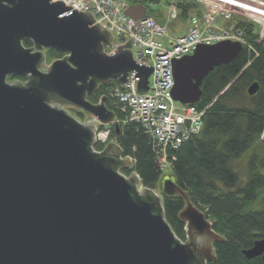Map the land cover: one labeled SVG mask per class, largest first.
I'll use <instances>...</instances> for the list:
<instances>
[{"label": "water", "instance_id": "water-1", "mask_svg": "<svg viewBox=\"0 0 264 264\" xmlns=\"http://www.w3.org/2000/svg\"><path fill=\"white\" fill-rule=\"evenodd\" d=\"M70 10L52 0H0V264L213 262V244L223 240L173 177H163L159 191L184 196L179 219L185 242L165 221L161 196L140 191L136 174L120 173L131 164L121 149L109 144L94 151V122L109 125L115 115L106 97L92 104L88 96L110 81L124 85L132 71L139 78L136 93L147 92L154 69L132 60L131 41L106 55L111 34L94 26L91 14ZM146 14L143 5L125 11L134 21ZM29 41L33 50L22 46ZM44 50L66 56L47 65ZM242 50L237 42L223 41L173 61V101L196 105L208 74ZM9 76L28 79L25 85H9ZM257 90L252 85L248 94ZM59 106L92 121L82 124ZM243 255L261 257L264 264V237Z\"/></svg>", "mask_w": 264, "mask_h": 264}, {"label": "trees", "instance_id": "trees-1", "mask_svg": "<svg viewBox=\"0 0 264 264\" xmlns=\"http://www.w3.org/2000/svg\"><path fill=\"white\" fill-rule=\"evenodd\" d=\"M168 1L135 0V4L145 6L150 2L159 7ZM178 6L179 17L188 20L193 15L201 16L203 11L195 5ZM147 16L163 21L162 14L149 7ZM228 24L244 31L254 51L244 47L237 58L214 68L203 80L196 104L200 111L207 108L203 129L176 152V161L168 175L223 240L213 244L215 259L208 264H263L261 257L246 259L243 251L264 237V157L254 150L264 144V41L257 43L259 28L256 24L237 21L234 17ZM64 55L49 50L47 60L52 62ZM116 85V81L99 85L87 100L97 104L106 97L107 109L119 119L121 116L106 93ZM252 85H257L258 90L251 96L248 89ZM74 112L77 120H88L81 111ZM117 127L97 126V130L108 129L109 136L105 143L96 142L94 151L102 152L109 144L117 145L123 158L132 160L130 167L120 173L125 177L136 174L143 188L160 193V182L167 175L156 167L149 138L137 124ZM250 150L252 154L244 160ZM242 161L243 167L238 170L237 164ZM184 196L161 195L164 219L182 242L186 241V233L179 214L186 207ZM257 204H261L260 210H254Z\"/></svg>", "mask_w": 264, "mask_h": 264}, {"label": "built area", "instance_id": "built-area-1", "mask_svg": "<svg viewBox=\"0 0 264 264\" xmlns=\"http://www.w3.org/2000/svg\"><path fill=\"white\" fill-rule=\"evenodd\" d=\"M192 1L194 4H191V0H169L163 21L157 22L154 17L147 15L138 21L126 17L125 11L135 0H52L53 3L61 2L66 7H71L69 13L75 10L77 13L91 14L95 20L93 25L99 24L111 34L112 41L104 45L106 55H114L119 47L131 41L132 60L137 65L154 69L148 79L147 92L136 93L139 78L133 71L128 73L124 85H116L106 90L114 110L121 117L104 126L110 128L114 125H139L150 140L159 172L171 169L176 161V152L201 133L207 110L200 111L196 105H181L173 101L170 94L174 86L173 61L191 56L198 46L214 45L223 41L237 42L243 48L254 51L242 29L233 24L220 26L217 23L221 18L230 21L236 16L234 14L237 11L232 6L223 8L219 5L220 0H211L212 4H207V0ZM179 4L195 5L203 11L201 16L193 15L188 20L186 34L170 39L168 27L179 17ZM146 5L151 8L155 6L150 2ZM246 21L254 23L253 19ZM256 22L254 24L259 28L257 43H262L264 35L260 32L261 26ZM166 39L168 45L165 43ZM94 124L95 142H107L109 130H97V126L101 125L97 122Z\"/></svg>", "mask_w": 264, "mask_h": 264}, {"label": "rangeland", "instance_id": "rangeland-1", "mask_svg": "<svg viewBox=\"0 0 264 264\" xmlns=\"http://www.w3.org/2000/svg\"><path fill=\"white\" fill-rule=\"evenodd\" d=\"M221 2H223V0H220ZM258 1H260V2H262V3H264V0H258ZM219 3V5H221L223 8H225V7H229V6H227V5H225L226 3ZM191 4H194V2L191 0ZM149 9L150 10H153L154 12H156V13H160V14H162V15H164L165 13H166V6H164V5H160L159 7H157V6H154L153 8H151V7H149ZM194 9V8H193ZM226 9V8H225ZM234 15H236V16H234V19L235 20H239V21H246V20H250V21H252V19L251 18H249L248 16H246L245 14H242V13H239V12H237V13H235ZM233 22V21H232ZM253 22L255 23L256 21L255 20H253ZM219 25H222V26H226L228 23H229V21H227V20H225L224 18H221V19H219L218 20V22H217ZM250 23H252V22H250ZM253 23V24H254ZM257 23V22H256ZM258 24V23H257ZM187 27H188V19H186V18H183V17H179V18H177V20L176 21H174L171 25H170V28H169V30H170V33L173 35V36H178V35H181L183 32H185V30L187 29ZM260 32H261V34H262V28L260 27ZM115 40L116 41H118L116 38H115ZM47 65H49L48 64V62L46 63ZM10 82V81H9ZM52 107H53V105H52ZM59 109H62L63 111H65L69 116H71V117H73V118H75L76 120H77V118H76V113L73 111H71L70 110V108H68V107H63V106H59ZM78 122H80V123H82V124H86V123H88L89 121L88 120H85L84 122H82V121H79V120H77ZM262 139H264V134L262 135ZM255 152L256 153H258L259 155H262L263 157H264V144H260V145H258L255 149ZM252 154V151L250 150L249 152H247L246 154H245V156H244V160H246V157L249 155H251ZM243 164H244V161H242V163L239 165V164H237V168H238V170H241L242 169V167H243ZM170 168H168L167 170H165L164 172H163V175H168L169 173H170ZM132 175V174H131ZM126 178H129V177H126ZM142 189H145V188H143L142 186H141V188L139 189L140 191L142 190ZM152 191V190H151ZM157 195H159L160 196V194H159V192L158 191H154ZM261 204H257L255 207H254V210H260L261 209Z\"/></svg>", "mask_w": 264, "mask_h": 264}, {"label": "bare ground", "instance_id": "bare-ground-1", "mask_svg": "<svg viewBox=\"0 0 264 264\" xmlns=\"http://www.w3.org/2000/svg\"><path fill=\"white\" fill-rule=\"evenodd\" d=\"M207 2V4H212L211 0H207ZM223 3H226L225 5L227 6H232L235 11L257 21L264 35V3L258 0H223Z\"/></svg>", "mask_w": 264, "mask_h": 264}, {"label": "flooded vegetation", "instance_id": "flooded-vegetation-1", "mask_svg": "<svg viewBox=\"0 0 264 264\" xmlns=\"http://www.w3.org/2000/svg\"><path fill=\"white\" fill-rule=\"evenodd\" d=\"M22 46H23V48L25 50H33V42L32 41H29L28 43H22ZM43 52L45 53L46 63H47L48 62L47 55H48L49 50H44ZM65 56L66 55H64V57ZM52 62L49 61L48 64L50 65ZM27 79H28V76H26V77H22V76H9V77H6L5 82L7 84H9V85H25L26 82H27ZM70 110L73 112L76 109L70 108Z\"/></svg>", "mask_w": 264, "mask_h": 264}, {"label": "crops", "instance_id": "crops-1", "mask_svg": "<svg viewBox=\"0 0 264 264\" xmlns=\"http://www.w3.org/2000/svg\"><path fill=\"white\" fill-rule=\"evenodd\" d=\"M164 17V15H162V18ZM220 26H222V25H220ZM188 27H189V21H188ZM188 27H187V29H188ZM169 28H170V26L168 27V34H169V38L171 39V38H176V37H179V36H182V35H184V34H186V32H187V29L185 30V32H183L181 35H178V36H173L171 33H170V30H169ZM168 39H166V44L168 45Z\"/></svg>", "mask_w": 264, "mask_h": 264}]
</instances>
